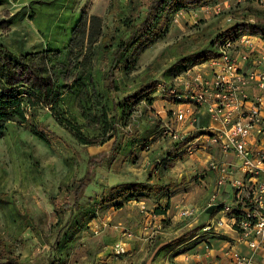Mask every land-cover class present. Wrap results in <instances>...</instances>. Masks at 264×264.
Instances as JSON below:
<instances>
[{"label": "rangeland", "instance_id": "1", "mask_svg": "<svg viewBox=\"0 0 264 264\" xmlns=\"http://www.w3.org/2000/svg\"><path fill=\"white\" fill-rule=\"evenodd\" d=\"M125 3L126 0H0V43L16 55L19 49L58 50V58L47 63L44 74L56 77L62 86L72 84L77 78L82 79L77 87L82 82H92L94 90L90 87V96L99 100L101 97L94 93L103 91L102 71L107 63L97 58V32H92L88 37L90 42H85L87 18L100 17L101 33L125 36L120 24V19L129 13ZM214 6L219 10L217 13ZM232 10L247 14L249 20L252 16L264 20V0H210L202 7L176 11L162 36L147 42L138 37L129 42L123 55L124 63L114 71L119 88L115 96L120 97L147 79L158 80L163 90L157 87L147 94L146 98H151L149 105L142 97L124 108L122 116H125L127 127L139 129L145 116H149L159 119L162 128L189 134L186 129L192 121H176L174 111L178 107L173 104L186 105L191 101L188 96L197 88L193 78L196 74L203 78L201 72L208 68L200 66L181 72L178 79L165 78L162 72L181 55L215 42L217 34L230 24L225 18ZM24 78L29 83L34 75ZM60 90L63 91L62 105L76 117L77 124L82 125V135L91 138L97 134L98 124L92 120L99 115L92 109L93 103L88 116L83 115L85 87ZM106 117H110L109 111ZM25 119L24 123L10 121L0 137V237L20 261L44 264L51 255L55 264H188L191 259L187 255L192 248L203 242L206 244L205 240L212 242L213 238L221 236L219 233L228 230L225 227L216 233H202L200 228L218 216L207 206L215 181V175L206 174L210 171L207 159L229 163L230 156L221 153L215 145H209L206 139L207 145L188 142L184 148L176 150L175 143L165 134L153 140L147 150H138L124 164L117 157L95 167L93 180L84 189L81 200L85 205L96 202L92 217L83 219L79 228L62 235L57 247L50 251L49 245L64 219H57L50 199L57 203L65 198L71 200L70 187L82 175L87 157L106 151L110 141L81 145L71 131L57 123L47 107L40 104L29 107ZM32 129L46 141L35 137ZM167 151L182 154L170 168L151 173L154 176L150 182L158 176L159 182H170L169 189L156 194L140 193L127 201L122 198L102 201L119 175L143 180L148 170L152 172L158 167L155 163ZM227 195L225 186L218 199H226ZM156 207L164 208V213L154 214ZM183 211H191V214L184 216ZM195 228H198L197 234L189 241L165 252L155 251ZM115 243L122 247V253L113 252Z\"/></svg>", "mask_w": 264, "mask_h": 264}, {"label": "trees", "instance_id": "2", "mask_svg": "<svg viewBox=\"0 0 264 264\" xmlns=\"http://www.w3.org/2000/svg\"><path fill=\"white\" fill-rule=\"evenodd\" d=\"M209 1L126 0L125 6L128 8L129 13L120 19V24L126 32V35L122 37L101 33V26L99 25L101 21L100 17L92 15L87 18L88 26L84 33L85 42H90L88 37L92 36V32H97L96 37L99 38L98 48H96L99 55L97 58L99 61L107 63L106 68L102 71L104 80L103 91L100 94L94 93L97 96L99 95L101 99L98 100L97 97L93 98L90 96V87L94 90L92 82L86 81L80 84L85 87L83 96L86 103L83 112L84 117H87L91 112V103H93L92 109L96 112V115H99L98 118L94 116V120H92L98 124V133L92 135L91 138H86L82 135L80 131L82 125L77 124L76 117L63 107L62 100H60L63 92H61V88L64 87L68 91L70 89L77 90L80 86L77 87V85L82 79L77 78L72 84L62 86L58 84L56 77L44 74L47 63L49 65L58 58V50L48 48L37 52L19 49L16 55L11 54L0 43V137L10 121L24 123L29 107L40 104L47 107L55 121L60 125L66 126L81 145L102 144L105 141H110L106 151L87 157L82 175L70 187L71 200L65 198L57 203L56 200L50 199L57 219L60 221L64 217L62 224L56 230L53 240L49 245L50 251L57 247L62 235L72 228H79L83 219L92 217L91 213L96 206V202L92 201L89 205H85L81 200L84 196V189L93 180L95 167L102 162L110 163L118 156H122L124 161H129L137 154L138 150L142 151L150 145L158 131H160L161 121L159 119L145 116L144 123L138 129L127 127L128 123L124 119L125 116H122L124 108L130 106L133 102H137L142 97H145V102L149 105L151 98H146V96L148 93L156 90L157 85L160 83L158 80L147 79L140 82L134 89L123 93L120 97L115 96L119 88L114 71L116 67L124 63L123 55L128 48L129 42L138 37H143L142 42H147L148 40L162 36L167 29L170 17L176 11L197 8L207 4ZM229 13L231 22L223 31L217 34L215 42H210L206 48L181 55L163 70L162 76L174 78L195 64L217 57L218 52L216 48L218 43L223 39L235 38L243 33L256 35L264 39L263 19L252 16V20H249L247 14L239 13L236 10L229 11ZM60 62L61 58L58 63ZM28 74L34 75V80L29 83L24 78ZM88 75L86 74V77ZM107 111L110 112L109 118L106 117ZM31 133L38 139L46 141V138L36 130L32 129ZM195 135L197 133L186 134L179 141L174 142L176 145L175 149L184 148ZM97 137H99V140ZM181 154L178 152H174L173 154L169 151L165 152L160 157L159 164H155L158 165V167L155 166V171L160 168H170L181 157ZM151 173L155 172L153 170L152 172L149 170L146 172L144 181L122 182L109 187L108 194L104 195L102 201L113 202L120 198L127 201L140 193L156 194L163 189L167 190L171 187L170 182L167 184L159 182L158 176H155L154 181L150 182L151 177L154 176ZM211 210L213 213L216 211L212 207ZM164 211V208L159 207L153 209L154 214H163ZM65 213L66 216H64ZM197 229L185 232L172 240L173 242L164 244L165 246L163 245L155 251L165 252L181 242L189 240L197 234ZM55 263V258L48 255L44 264ZM0 264L27 263L20 261L17 256L8 250L3 239L0 237Z\"/></svg>", "mask_w": 264, "mask_h": 264}, {"label": "built area", "instance_id": "3", "mask_svg": "<svg viewBox=\"0 0 264 264\" xmlns=\"http://www.w3.org/2000/svg\"><path fill=\"white\" fill-rule=\"evenodd\" d=\"M225 20L230 22L231 17ZM217 52V57L199 64L207 66L210 78L196 74L193 81L197 88L188 96L190 103L201 106L214 123L204 133L205 139L231 158L229 163L207 159L208 169L215 172L207 206L215 208L218 216L200 230L216 233L226 227L234 233L232 242L223 247V259L210 264H264V41L243 33L220 41ZM157 87L163 90L162 83ZM174 113L176 121L194 119L190 106L178 107ZM165 134L173 142L185 136L160 127L154 140ZM225 186L228 195L219 200ZM182 214L187 216L191 211ZM236 245H242L245 252ZM112 250L115 254L123 252L118 243Z\"/></svg>", "mask_w": 264, "mask_h": 264}, {"label": "crops", "instance_id": "4", "mask_svg": "<svg viewBox=\"0 0 264 264\" xmlns=\"http://www.w3.org/2000/svg\"><path fill=\"white\" fill-rule=\"evenodd\" d=\"M198 67H200V65L195 64L192 67H190V69L194 70L195 68H198ZM245 67H247V66L245 65ZM201 74H202L204 79L210 78V71L208 69H206V70L204 69L203 72H201ZM181 96H184V95L180 94V97ZM190 104H191L190 102L186 103V105L184 103L180 102L177 104H173V106H175V107L190 106L192 108L194 119L191 123V126H187L186 130L188 131L189 134L197 133V135H195V137L189 142L194 143L195 141H199L196 144L197 146H200L201 144L207 145V143H205V140H204L206 138L204 133L211 126L210 120H209L207 114L204 112V110L201 106H196L193 104L190 105ZM209 145L213 146L212 144H209ZM148 151H146V152H148ZM118 157L121 158V160L123 161L122 164H124L125 161H124L123 157L122 156H118ZM123 171H125V170H123ZM162 173H165V172L162 171ZM214 173L215 172H213V171H206V174L208 176L211 175L214 177V175H215ZM145 178H146V176H145ZM145 178L143 180H142V178H137V179H135L133 177L128 178L123 174V175H119L118 178L114 180L116 182H114V184H112L111 186L118 184V183H122V182L144 181ZM218 235H221V236L218 238H213L212 242H205L208 245V247H206V244H204V242H203L202 244H200L201 246L197 245L194 248H192L191 252L187 255V257H189L192 260V262H190L191 260H189L188 264H210V262L214 259H218V258L223 259V255H222L223 247L227 243L232 242V239L234 238V233L232 231L225 230V231L219 233ZM189 240H187V241H189ZM205 241H207V240H205ZM236 247L238 250L245 252V248L242 245H236ZM137 248L138 247L136 246V250H137Z\"/></svg>", "mask_w": 264, "mask_h": 264}]
</instances>
